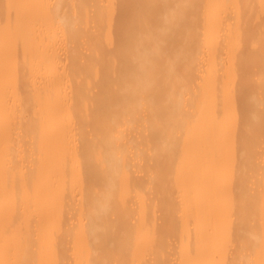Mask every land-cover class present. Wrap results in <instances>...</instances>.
<instances>
[{"label":"bare ground","instance_id":"6f19581e","mask_svg":"<svg viewBox=\"0 0 264 264\" xmlns=\"http://www.w3.org/2000/svg\"><path fill=\"white\" fill-rule=\"evenodd\" d=\"M0 264H264V0H0Z\"/></svg>","mask_w":264,"mask_h":264}]
</instances>
